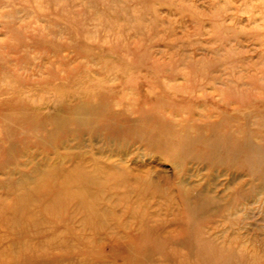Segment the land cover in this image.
Returning a JSON list of instances; mask_svg holds the SVG:
<instances>
[{
  "label": "rangeland",
  "instance_id": "374dc122",
  "mask_svg": "<svg viewBox=\"0 0 264 264\" xmlns=\"http://www.w3.org/2000/svg\"><path fill=\"white\" fill-rule=\"evenodd\" d=\"M54 41L64 48L52 46ZM60 55L70 58L72 68L82 63L97 71L116 64L121 67L117 74L153 76L156 94L166 100L176 88L228 99L242 111L264 109V0H0V110L25 95L37 112L54 114L71 85L38 82ZM14 62L18 77L31 84L15 89ZM61 115L69 121V111ZM250 127V143L264 150V117L254 116ZM71 134L64 139L71 151L61 180L80 184L85 177L76 172L71 156L83 159L86 154L88 161L91 156L106 158L108 148L118 155L121 148L119 142L91 140L87 134L73 140ZM4 142L13 143L0 137L3 158L10 147ZM23 142L27 152L21 156L16 148L8 156V169L0 162V264H264V202L254 203L246 170L190 159L179 176L177 166L157 149L135 144L127 149L132 160L139 156L156 172L152 188L140 199L132 188L91 185L86 190L94 210L76 209V201L55 204L48 199L30 207L39 214L35 217L21 209L24 190L4 189L6 174L18 180L19 167L34 177L36 164L56 158L48 159L35 137ZM191 153L202 154L199 149ZM241 162L239 155L232 164ZM255 179L257 191L264 192V179ZM184 188H191L187 201L180 192ZM77 189L61 193L69 196ZM237 190L244 191L233 195Z\"/></svg>",
  "mask_w": 264,
  "mask_h": 264
},
{
  "label": "bare ground",
  "instance_id": "6f19581e",
  "mask_svg": "<svg viewBox=\"0 0 264 264\" xmlns=\"http://www.w3.org/2000/svg\"><path fill=\"white\" fill-rule=\"evenodd\" d=\"M55 42L52 46L59 49L64 48ZM16 54L18 56L17 52ZM44 55H47V52ZM67 57L60 55L53 62L54 70L47 67L50 70L49 75L39 81L40 83L38 82V84H52L54 82L56 88L71 85L69 86L71 89L65 92V95L63 92L60 104H58L60 107L54 114L37 112L32 107L33 104L31 107L27 105L30 100L25 95H23L24 99H13L11 103L8 101L11 108L0 110V127H2L0 137H7L12 139L14 144L19 142L20 145L9 142L10 144L6 146L8 142H4L3 146H10L7 148L6 154L8 156L15 153L16 148L20 149L21 156L22 153L25 154L28 149L23 146V140L35 137L40 147L44 148V152L49 155L47 158H56L54 163L46 164L40 161L36 164L38 165L36 167L37 175L34 177H30L24 169H19V167L17 168L18 180L11 179L12 173L6 174L8 182L4 184V189L8 192L21 191V189L26 192V197L20 196V199L23 201L26 199L21 209L28 215L38 217L39 214L30 210V207L37 201L42 202L48 199L55 204H60L59 201H76V204H79L75 206L76 209H80L81 206L83 209L94 210L93 205L91 206L93 197L87 194V190L91 185L97 184L113 189L119 187L132 188V192L140 199V196L152 188L151 175L156 172L147 169L144 162L138 159L139 156L132 160V153L127 149L135 144L146 149H152L155 153L157 149L158 153L166 156L177 166L179 176L184 174L185 163L190 159H202L209 165L223 166L228 170L242 168L247 171L252 183L247 189L252 191V197L255 196L254 203L264 202L262 196L264 192L259 193L255 183V176L257 175L264 179V150L250 143V137L254 133L250 125L254 116L260 119L264 117L262 107L256 106L252 110L242 111L236 105L233 106L228 99H219L211 94L195 95L190 90L176 88H172L174 89L172 98L166 100L163 96L156 94V87L152 85L153 81L156 80L153 76L130 75L124 72L117 74L121 67L116 64L111 68L97 71L91 70L88 65L82 63L72 68L70 58L67 59ZM21 58L22 56H19L16 60ZM11 68L14 82H18L15 89L32 83L28 82L27 79L18 77V65H15V62ZM6 69V66H2L3 71H7ZM93 74H97V77L100 78H93ZM74 85H76V91L72 87ZM143 87L144 89H142ZM165 93L166 90L164 89L163 95ZM77 95L79 100L75 101ZM71 99H74V102H67ZM202 101L203 105L201 104ZM20 106H22L21 111L17 109ZM198 107L201 108L199 116L195 115L194 118L193 114L199 109ZM64 110L70 112L69 121L64 120L61 115ZM76 128H79L80 131H74ZM72 131L73 134L69 137L73 140H79L80 137L87 134L91 140L102 138L108 143L110 141L111 143L119 142L122 148H119L118 155H114L112 150L108 148L106 158L91 156L88 161L86 154H84L83 159H81L80 154L71 156L70 160L75 161L76 172L85 175L80 180V184L73 180L60 179L63 176L62 173L65 174L66 171L64 168L68 157L66 154L71 151L70 147L65 146L64 139ZM189 131H191L189 137L182 139L183 135L188 134ZM261 139V143H264V132L261 133ZM176 146L178 150H175ZM60 148H64L66 152H62ZM244 148H246L245 154ZM194 149H199L202 154L198 156L196 153H191ZM106 152L102 150L104 155ZM3 155L0 156V159L3 158ZM239 155L242 162L241 165L236 166L232 162ZM8 156L0 161L1 165L6 168H9L10 165L7 162L10 161ZM101 159L106 160L101 161ZM16 161L18 160H12L11 164H17ZM30 162H33L31 158ZM87 164L91 166L90 169L87 168L89 166ZM67 172L73 174L74 170H67ZM50 178L54 181H51ZM102 178L105 179L101 180ZM31 183L34 186H31ZM106 183H112V185H105ZM75 186L78 188L77 193L69 196H63L61 193L63 190H71L72 192ZM261 187L264 189L263 186ZM243 191L237 190L233 195ZM180 192L182 198L187 201L191 188H184ZM256 195L260 196L256 197ZM208 201L210 200L208 199ZM203 204H205L204 201H202ZM190 214L193 216L195 210L190 211Z\"/></svg>",
  "mask_w": 264,
  "mask_h": 264
}]
</instances>
